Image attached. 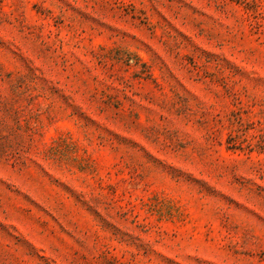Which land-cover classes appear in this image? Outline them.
I'll use <instances>...</instances> for the list:
<instances>
[{"label": "rangeland", "instance_id": "obj_1", "mask_svg": "<svg viewBox=\"0 0 264 264\" xmlns=\"http://www.w3.org/2000/svg\"><path fill=\"white\" fill-rule=\"evenodd\" d=\"M0 264H264V0H0Z\"/></svg>", "mask_w": 264, "mask_h": 264}]
</instances>
